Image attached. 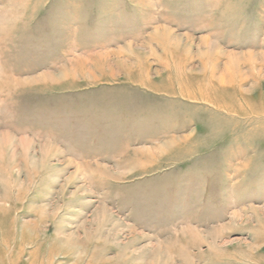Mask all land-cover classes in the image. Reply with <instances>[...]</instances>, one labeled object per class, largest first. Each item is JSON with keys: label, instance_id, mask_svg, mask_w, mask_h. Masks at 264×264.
Masks as SVG:
<instances>
[{"label": "rangeland", "instance_id": "rangeland-1", "mask_svg": "<svg viewBox=\"0 0 264 264\" xmlns=\"http://www.w3.org/2000/svg\"><path fill=\"white\" fill-rule=\"evenodd\" d=\"M0 264H264V0H0Z\"/></svg>", "mask_w": 264, "mask_h": 264}]
</instances>
